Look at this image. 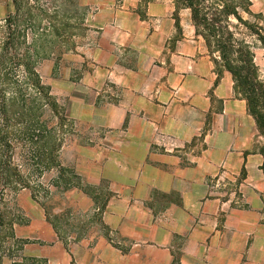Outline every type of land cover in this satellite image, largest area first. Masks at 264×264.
Segmentation results:
<instances>
[{
    "label": "crops",
    "instance_id": "1",
    "mask_svg": "<svg viewBox=\"0 0 264 264\" xmlns=\"http://www.w3.org/2000/svg\"><path fill=\"white\" fill-rule=\"evenodd\" d=\"M79 1L97 8V65L71 111L110 132L109 149L82 150L78 168L122 196L107 222L130 244L124 255L97 239L82 264H264V127L191 11ZM254 63L263 83L264 61ZM106 82L101 100L93 91Z\"/></svg>",
    "mask_w": 264,
    "mask_h": 264
},
{
    "label": "rangeland",
    "instance_id": "2",
    "mask_svg": "<svg viewBox=\"0 0 264 264\" xmlns=\"http://www.w3.org/2000/svg\"><path fill=\"white\" fill-rule=\"evenodd\" d=\"M197 1L201 17L213 19L211 30L216 38L204 24L198 25L204 40H211L213 51L220 56L217 47L223 40L254 57L258 54L264 61V17L257 13H263L264 0ZM225 6L234 7L241 19L232 14L226 17ZM96 11L85 8L79 0H0V49L9 38L11 25L16 31V40L9 47L10 58L16 50L18 59L16 79L27 96L37 97L40 116L51 130L47 147L35 148L40 164L30 156L28 146L16 145L13 152L14 166L36 193L22 188L15 195L5 192L0 184V212L8 230L14 231V237L9 238L6 226L0 225V264H82V248L93 249L97 239L124 255L130 247L120 231L107 222L111 199L121 201L122 196L112 190L110 182H91L78 168L82 150L109 149L105 140L110 130L80 120L71 111L74 104L82 103V94L86 95L82 87L86 74L96 70L91 56L96 38L91 21ZM27 59L56 99L55 114L29 84L24 69ZM231 59L236 62L238 56L232 54ZM94 89H87V94L96 92L104 100L112 83L98 84ZM66 173H74L80 180L70 176L73 183L64 190L54 182Z\"/></svg>",
    "mask_w": 264,
    "mask_h": 264
},
{
    "label": "trees",
    "instance_id": "3",
    "mask_svg": "<svg viewBox=\"0 0 264 264\" xmlns=\"http://www.w3.org/2000/svg\"><path fill=\"white\" fill-rule=\"evenodd\" d=\"M176 3L178 6L192 11L193 21L197 29L199 28V24H204L213 33L215 38L218 37L211 30L213 19L210 18L209 21L206 17H201L199 6L197 7V0H176ZM223 14L226 17L232 14L238 20L241 19L234 7L225 6ZM9 28V38L7 42H3L2 48L0 49V184L3 186L5 192L16 195L22 188L31 189V184L21 174L20 170L14 166L13 152L15 146H28L31 150V152L29 151L30 156L36 159L35 163L40 164L38 159L41 156L36 155L35 148L47 147V139L50 138L51 130H49L47 121L43 120L40 116L39 107L41 105L37 97L27 96L21 83L16 79L15 69L18 67L16 63L19 65L17 62L18 59L14 55L16 50H14V53L12 52L13 57L11 58L9 51L10 45H13L16 40V31L11 28V25ZM206 41L209 48L212 49L211 40H208L206 37ZM217 48L221 60L234 75L241 90L247 94L252 113L258 117L264 127V82L261 83L258 80L259 72L254 63L253 54L248 50L236 49L233 44H228V41L223 42V40ZM243 52L245 53L244 56H242ZM232 54L233 56H238L236 62L231 59ZM24 69L29 84L33 85L35 92L41 98L45 99L48 108L55 114V111L58 109L55 102L56 99L50 95L49 88L44 85L29 59L24 62ZM9 91H11V94ZM60 118L62 120L64 119L63 116ZM40 167L42 166H39L38 169ZM70 176L74 180H80V177L74 173L70 174ZM70 176L66 173L60 179L58 178L59 180H55L54 184L58 185L60 189H69L70 184L73 183L69 180ZM31 190L33 194L36 193L35 188ZM45 191L44 189L43 192ZM46 195L48 196L49 192L46 191ZM42 198L45 199V196H42ZM5 219L4 215L0 212V225L6 226L7 234L10 236L9 238L14 237V231L12 229L8 230L9 225L7 226L5 224L7 222ZM50 223L52 222L50 221Z\"/></svg>",
    "mask_w": 264,
    "mask_h": 264
}]
</instances>
